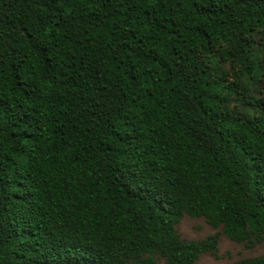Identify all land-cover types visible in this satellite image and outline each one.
I'll return each mask as SVG.
<instances>
[{"label":"trees","instance_id":"16d2710c","mask_svg":"<svg viewBox=\"0 0 264 264\" xmlns=\"http://www.w3.org/2000/svg\"><path fill=\"white\" fill-rule=\"evenodd\" d=\"M261 82L264 0H0V264L263 242Z\"/></svg>","mask_w":264,"mask_h":264},{"label":"rangeland","instance_id":"374dc122","mask_svg":"<svg viewBox=\"0 0 264 264\" xmlns=\"http://www.w3.org/2000/svg\"><path fill=\"white\" fill-rule=\"evenodd\" d=\"M260 87L264 92V82L260 83ZM176 230L181 239L193 241L205 240L217 234L218 243L215 253H202L193 264H226L264 254V241L254 247H246L243 243L226 237L221 228H213L202 216L192 217L184 213L176 225ZM156 264H166V262L163 258H159Z\"/></svg>","mask_w":264,"mask_h":264}]
</instances>
